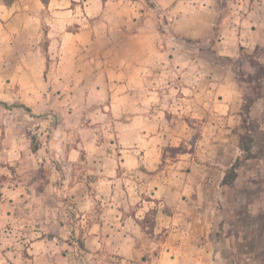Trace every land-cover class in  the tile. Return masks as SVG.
I'll return each mask as SVG.
<instances>
[{"label": "crops", "instance_id": "obj_1", "mask_svg": "<svg viewBox=\"0 0 264 264\" xmlns=\"http://www.w3.org/2000/svg\"><path fill=\"white\" fill-rule=\"evenodd\" d=\"M261 3L0 0V264H211L178 241L194 232L181 195L204 184L188 180L201 144H225L196 138L170 164L164 151L190 140L189 118L240 121L238 86L205 49L237 61L264 45Z\"/></svg>", "mask_w": 264, "mask_h": 264}, {"label": "rangeland", "instance_id": "obj_2", "mask_svg": "<svg viewBox=\"0 0 264 264\" xmlns=\"http://www.w3.org/2000/svg\"><path fill=\"white\" fill-rule=\"evenodd\" d=\"M259 1L263 2L264 0ZM260 5L264 9V4L261 3ZM253 6L249 5V8ZM42 48L45 47L42 46ZM0 55H3L1 58L3 60L2 46H0ZM205 59L206 66H218L223 75L230 76L231 79L235 80L241 97V119L234 122L228 117L227 121L222 119L220 123L216 122L217 126L214 128L215 122L210 119L212 115H208V111V116L202 120L206 123L205 126L189 118L187 122L192 132L190 140L186 144L181 143L176 148L168 147L164 151V160L166 156L167 163L170 164L172 158L177 154L184 152L193 154L196 138H210L211 144L217 142L225 144L224 151L219 150V154L214 153L212 155L211 150L214 146L204 142L201 144L202 150H200L199 156L194 157L196 163L201 166H198L200 167L198 169L202 170L195 172L191 178L190 175L188 180L192 183L199 181L204 184L198 185L197 189L184 191V194L181 195L189 201V210L192 214L187 229L194 232L192 234L189 231L188 236L186 233L183 234V238L178 241L181 243L183 240V244L186 243L189 246L197 244L206 248L205 258L211 264H264V76L260 82V89H257L259 83L248 81L249 75L258 73V67H264V45L243 50L237 61L223 57L214 61L210 49L206 48ZM2 63L3 61L0 62V66L5 65ZM252 63L256 65L252 66ZM255 94L259 96L251 107L249 118H246L244 106L247 105L248 99L256 97ZM223 97L220 96L221 101ZM223 104L222 101L221 105L223 106ZM221 110L214 112L219 113ZM2 112V107H0V121L4 118ZM222 115L224 116V114ZM16 119L18 118L16 117ZM244 120H246L245 123H243ZM2 126L0 124V149L3 138ZM31 127H28L26 132L32 145L33 138L37 142L38 140ZM47 127L48 125L45 126V130ZM245 130H248L253 137V158L245 162L238 170L237 180L232 187L220 186L222 176L220 171L225 169V173L239 155L238 152L231 161L230 155L234 152V143L236 141L238 143V135ZM212 137L215 139L221 137V141L212 142ZM189 171V168L183 170L185 177H188ZM30 177L31 179H39L40 172ZM4 178L5 176L0 174V181ZM152 217L150 214L147 219L152 220ZM162 239V235L157 238L158 241Z\"/></svg>", "mask_w": 264, "mask_h": 264}, {"label": "trees", "instance_id": "obj_3", "mask_svg": "<svg viewBox=\"0 0 264 264\" xmlns=\"http://www.w3.org/2000/svg\"><path fill=\"white\" fill-rule=\"evenodd\" d=\"M42 3L47 4L50 0H40ZM256 65L252 63V66ZM264 76V67H258V73L256 75H249L248 78L250 83L257 82L259 83L257 89H260V82ZM258 94V92H256ZM255 94L256 97L248 99L247 100V105L244 106V114L246 118H249L251 107L253 103L255 102V99L259 96ZM2 104V103H0ZM4 106V104H2ZM24 111L30 112V110L22 105H20ZM246 120L243 121L245 123ZM38 142L33 138L32 139V151H37L38 150ZM252 146H253V137L250 134L248 130H245V132L241 133L238 135V149H239V155L236 157V159L233 161V163L228 167L226 172L224 173L220 185L221 186H226V187H232L233 184L236 182L237 177H238V170L243 166L245 162L248 160L252 159ZM152 215V220L147 219V217L141 221V226L142 228H149L148 230H152L154 227V218L156 215V211L152 210L148 213V215ZM151 232V231H150ZM82 248V245H81Z\"/></svg>", "mask_w": 264, "mask_h": 264}]
</instances>
